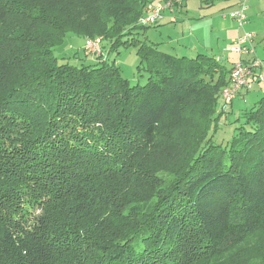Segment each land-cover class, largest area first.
I'll use <instances>...</instances> for the list:
<instances>
[{"label": "trees", "instance_id": "obj_1", "mask_svg": "<svg viewBox=\"0 0 264 264\" xmlns=\"http://www.w3.org/2000/svg\"><path fill=\"white\" fill-rule=\"evenodd\" d=\"M160 1L186 0H0V24L17 19L0 47V264H258L224 254L264 221V96L226 145L210 136L219 111L179 169L147 162L189 91L216 112L233 67L141 39ZM91 20L90 39L115 32L113 49L136 50L145 84L115 61L58 64L53 48Z\"/></svg>", "mask_w": 264, "mask_h": 264}, {"label": "rangeland", "instance_id": "obj_2", "mask_svg": "<svg viewBox=\"0 0 264 264\" xmlns=\"http://www.w3.org/2000/svg\"><path fill=\"white\" fill-rule=\"evenodd\" d=\"M86 3L89 4V1ZM228 5V2L217 1L212 6H205L200 0H186L183 3V10H186L183 13L187 12L188 15L185 21L175 24L162 23L161 26L156 27L150 26L142 30L143 37L140 36V38H146L148 42L157 45L160 51L171 55L194 57L201 53L221 60L226 66H231L232 62L240 57L239 54L231 51L233 42L246 34H251L257 39L256 44L253 43L250 47L253 51L252 55L260 62L258 72L264 78V24L259 27L254 25L253 30L249 29L247 25L239 28L237 23L228 17L230 12L235 10L234 7ZM145 15L144 13L143 16ZM247 15L245 12V17ZM16 20L15 17L9 16L0 24V47L5 37L9 36L15 28ZM93 21H89L85 24L86 27H83L88 32H80L86 37L68 33L63 41L53 48V56L58 64L67 63L81 67L102 60L115 61L121 77L131 85L145 84L147 74L143 70L138 71L140 58L136 50L132 47L124 48L122 46L112 48L111 41L117 36L115 32L114 34L108 32L95 35L94 39L100 40L99 51L91 53L85 50V42L90 39L89 37H92L93 33L91 32L96 29L102 30L95 27L97 25ZM140 21L139 23H141ZM182 24L185 25V28ZM189 24L192 25V28L188 27ZM133 31L135 30L128 29L122 32L129 33L131 39L137 40ZM132 44H137V41ZM247 57L251 56H243L244 59ZM244 90L248 89L240 90L235 98ZM199 91L201 90L195 89L188 92L181 125L159 135L157 145L147 157L151 169L158 170L160 174L169 175L179 169L180 165L195 151L199 140L211 131L212 122L208 120V117H216L219 111L223 114L215 121L216 128H212L210 136L215 144L226 145L229 143L238 132V127L243 123L242 111L250 109L264 96V81H253L244 97L238 98L236 101L234 98L232 106L231 103L221 110L222 105L224 107V102L219 101L216 112H208L209 105L205 101L206 98L197 96ZM152 181H154L153 177L145 179L147 184ZM227 246L229 250L225 251L224 259L228 258L227 255L230 253L240 251L245 253L244 255L248 258H252L253 261L257 260L258 264H264V221L249 235L230 240ZM226 248L224 247V249Z\"/></svg>", "mask_w": 264, "mask_h": 264}, {"label": "built area", "instance_id": "obj_3", "mask_svg": "<svg viewBox=\"0 0 264 264\" xmlns=\"http://www.w3.org/2000/svg\"><path fill=\"white\" fill-rule=\"evenodd\" d=\"M173 6L170 1H160L154 5L149 6L145 11V16L141 18V25L143 26H153L161 18L163 12ZM246 5L245 2H240L235 10L231 11L228 17L234 20L239 28H242L246 23L245 17ZM225 17V15H224ZM254 36L251 34H246L244 37L233 42V47L231 51L239 54V56L252 55L251 44L253 42ZM247 45L249 48H247ZM100 40L98 39H88L85 42V50L91 53L99 51ZM260 68V62L257 59H250L248 61L239 60L233 64L232 71L230 73V78L228 85L224 87L221 91V99L224 102V107H227L232 103L236 94L242 89H250L251 83L262 82L264 78L261 74L257 73Z\"/></svg>", "mask_w": 264, "mask_h": 264}, {"label": "crops", "instance_id": "obj_4", "mask_svg": "<svg viewBox=\"0 0 264 264\" xmlns=\"http://www.w3.org/2000/svg\"><path fill=\"white\" fill-rule=\"evenodd\" d=\"M221 1L228 2V4H229L228 6H232V7H234V9L237 7V5L240 2H245V4H246V11L245 12L248 14L246 16L247 19H246L245 25H247L249 29L253 30L254 25L259 27L261 24H264V0H230V1L221 0ZM183 7H184L183 4H177V5H173L171 8L166 9L162 14V18L158 21V23L155 25V27L158 25L161 26L162 23L175 24V23L185 21V19L187 18L188 15H187V12L183 13V11H186V10H183ZM191 24H189L188 27L192 28ZM183 28H185V25H183ZM256 40H257L256 37H254L251 45H253V43L255 45ZM247 48H249L248 45H247ZM250 56L251 57L246 58L247 61L255 58L254 55H250ZM241 58H243V56H241ZM241 58L238 57V59L236 61L232 62V64L239 61ZM257 73L261 74L258 71H257ZM247 92L248 91H245V90L241 91L238 94L237 98H235L234 101H236L238 98L244 97V95ZM220 101H222V99H220ZM234 101L232 102L231 106L233 105ZM223 108H225V107H223V105H222L221 110Z\"/></svg>", "mask_w": 264, "mask_h": 264}]
</instances>
